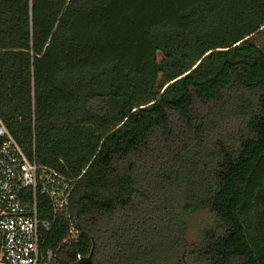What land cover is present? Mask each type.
<instances>
[{
	"label": "trees",
	"instance_id": "obj_1",
	"mask_svg": "<svg viewBox=\"0 0 264 264\" xmlns=\"http://www.w3.org/2000/svg\"><path fill=\"white\" fill-rule=\"evenodd\" d=\"M262 36L264 0H0V118L80 175L58 264H264Z\"/></svg>",
	"mask_w": 264,
	"mask_h": 264
},
{
	"label": "built area",
	"instance_id": "obj_2",
	"mask_svg": "<svg viewBox=\"0 0 264 264\" xmlns=\"http://www.w3.org/2000/svg\"><path fill=\"white\" fill-rule=\"evenodd\" d=\"M31 150L0 118V264H58L56 247L50 243L56 240L54 228L64 231L55 246L78 239L70 199L80 175L69 176L40 163L34 143Z\"/></svg>",
	"mask_w": 264,
	"mask_h": 264
},
{
	"label": "rangeland",
	"instance_id": "obj_3",
	"mask_svg": "<svg viewBox=\"0 0 264 264\" xmlns=\"http://www.w3.org/2000/svg\"><path fill=\"white\" fill-rule=\"evenodd\" d=\"M262 40H264V36H262ZM187 219L189 224L187 241L190 248H193L198 242L203 230L207 226L212 224L214 220V215L207 210H201L191 215H188ZM185 258L187 259V255L185 256Z\"/></svg>",
	"mask_w": 264,
	"mask_h": 264
},
{
	"label": "water",
	"instance_id": "obj_4",
	"mask_svg": "<svg viewBox=\"0 0 264 264\" xmlns=\"http://www.w3.org/2000/svg\"><path fill=\"white\" fill-rule=\"evenodd\" d=\"M93 249L89 252L88 255L82 256L79 259L75 260L72 264H97L92 259Z\"/></svg>",
	"mask_w": 264,
	"mask_h": 264
},
{
	"label": "flooded vegetation",
	"instance_id": "obj_5",
	"mask_svg": "<svg viewBox=\"0 0 264 264\" xmlns=\"http://www.w3.org/2000/svg\"><path fill=\"white\" fill-rule=\"evenodd\" d=\"M0 245H1V240H0Z\"/></svg>",
	"mask_w": 264,
	"mask_h": 264
}]
</instances>
